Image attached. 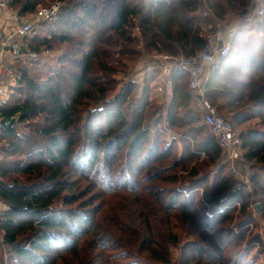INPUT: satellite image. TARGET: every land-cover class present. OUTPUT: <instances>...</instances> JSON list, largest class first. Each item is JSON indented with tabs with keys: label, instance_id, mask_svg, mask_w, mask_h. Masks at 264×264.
<instances>
[{
	"label": "trees",
	"instance_id": "1",
	"mask_svg": "<svg viewBox=\"0 0 264 264\" xmlns=\"http://www.w3.org/2000/svg\"><path fill=\"white\" fill-rule=\"evenodd\" d=\"M57 1V15L40 23L43 37L24 39L18 78L0 107L10 122L0 134L7 207L0 211V264H159L137 226L145 213L178 220L183 236L204 251L201 263L183 246L179 264H239L230 234L238 229L250 238L259 226L250 230L255 205L264 219V22L252 29L251 55L242 31L233 38L224 62L237 78L231 90L207 95L235 130L246 126L240 138L261 178L257 203L194 106L188 73H171V99L163 88L158 104L151 101L156 72L146 75L140 96L138 85L119 79L132 75L143 53L195 56L233 6L244 18L252 0H14L11 8L31 16ZM67 74L79 81L89 75L115 93V109L96 106ZM174 136L182 155L160 166L174 156ZM256 242L264 251L259 234Z\"/></svg>",
	"mask_w": 264,
	"mask_h": 264
},
{
	"label": "rangeland",
	"instance_id": "2",
	"mask_svg": "<svg viewBox=\"0 0 264 264\" xmlns=\"http://www.w3.org/2000/svg\"><path fill=\"white\" fill-rule=\"evenodd\" d=\"M244 15L240 14V10L238 5L233 6L231 8V12L229 14L228 19L225 22L219 23L218 26L227 25L233 19L239 23V20L242 19ZM253 28H242L239 29L243 32V38L240 35V41L243 45V49H246V52L249 50L251 51L252 46L257 41L256 33H252ZM214 36L217 37V34ZM143 51V48L140 49ZM144 52V51H143ZM159 54L152 53L150 55L143 53V56L137 63L135 67V71H133L132 75L128 76L125 81H122L121 78L119 79L120 86H126L128 82H134L136 85L140 87L138 96L141 95L143 91L142 86L145 81L146 75H153V73H157L155 86L152 91V99L151 101L158 104L159 99H162L163 92L160 88L164 87L167 88L165 90L167 100H170V96L172 95V89L165 86V81H162L160 77H158L159 72L156 70V64H158ZM227 66V64H226ZM142 70V71H141ZM69 81L73 83L76 87H78L84 97L90 98L94 104L98 107L104 108L103 110L106 111L107 109H115V105H111V101L114 100L113 94H108L109 91L103 87L101 84L97 82H93L90 76L88 75L82 81L75 79L72 76H69ZM220 78L225 80L224 90L230 91L231 86L230 83L236 81V77L234 74L227 68H224L221 73L219 74ZM157 83V86H156ZM237 83L235 87H237ZM107 104V105H105ZM118 106V105H117ZM193 106V105H192ZM195 109V107L193 106ZM246 126L236 128V131L241 135V133L245 130ZM167 141L171 143L173 135L167 136ZM174 142H176V146L174 145L175 153L174 156L168 160L164 161L160 164L166 165L170 164L171 162L175 161L182 155L183 149V141L181 138L174 136ZM2 145V144H1ZM244 145V141H243ZM0 162H3L2 156L0 154ZM252 169V167H251ZM249 169L248 173V185L251 188V192H247L250 203H257L258 202V191L260 187L261 178L254 170ZM245 174L247 171L244 172ZM234 174V173H233ZM235 176V175H234ZM246 177V179H247ZM238 179V178H237ZM239 180V179H238ZM240 183V180H239ZM5 207V208H4ZM7 207L1 202L0 200V211L6 209ZM254 214V222L250 224V230H252L257 224L259 225L258 228L251 234L249 238L250 232L248 231H240V230H233L228 238V247L229 250L235 252L236 254L233 256L234 261L239 264H264V251H262L261 244L256 242L258 234L264 239V219L261 218L260 212L256 209V205L253 208ZM150 215V214H149ZM236 218L241 219V215L239 213L236 214ZM137 226L141 225V232L143 237L146 238V242L154 249L158 256V263L159 264H179V258L182 254L183 246H185V251L189 257H195L196 259L200 260L198 262H203L202 257L204 251L199 247L196 246L193 241L186 239L181 230L178 228L176 224H178V220L171 219L167 221L160 217L152 216L148 218V215L145 213V216H139L137 218ZM148 239V240H147ZM151 241V242H149ZM201 244H207V242H200ZM185 254V256H186ZM186 256V257H188ZM202 260V261H201Z\"/></svg>",
	"mask_w": 264,
	"mask_h": 264
},
{
	"label": "built area",
	"instance_id": "3",
	"mask_svg": "<svg viewBox=\"0 0 264 264\" xmlns=\"http://www.w3.org/2000/svg\"><path fill=\"white\" fill-rule=\"evenodd\" d=\"M14 0H0V10L11 8ZM61 2L57 1L50 9L39 10L35 15L39 22L52 19L57 15ZM258 22H264V0H252L249 14L244 17L243 28H254ZM36 23H28L19 27L12 34L0 30V50L9 51L17 59L23 56L24 39L35 30ZM232 49V42L219 45L216 36H211L206 48L191 59L174 57L168 54L159 55L156 69L166 77L165 86L172 89L171 73L187 70L190 75V91L194 106L202 112L203 122L216 137L224 150L225 161L230 163L235 177L240 180V188L251 192L248 185L251 164L244 158L243 140L234 126L224 116L219 115L212 102L208 99L209 83L216 75ZM135 71V70H134ZM142 71V70H141ZM18 78L17 67L3 64L0 66V98L8 96L7 83ZM164 87L160 88L163 90ZM171 98V96H170ZM10 126V122L0 117V134ZM247 171L245 174L244 172ZM247 177V179H246Z\"/></svg>",
	"mask_w": 264,
	"mask_h": 264
},
{
	"label": "crops",
	"instance_id": "4",
	"mask_svg": "<svg viewBox=\"0 0 264 264\" xmlns=\"http://www.w3.org/2000/svg\"><path fill=\"white\" fill-rule=\"evenodd\" d=\"M28 23H36L34 32L31 33V35L28 37V39H33L36 36L43 37V34L40 29V23L36 17V15L31 16H22L18 10H15L14 8H10L7 10H0V30H3L6 34H12L15 32L19 27L26 25ZM244 24V18L239 20V23L237 21H234L231 19L229 24L227 25H221L220 30L217 33V41L219 45L226 44L227 42H232L234 36L238 32L239 29L243 28ZM242 31V30H240ZM244 32V31H243ZM243 32L241 34L243 38ZM252 33L254 34L255 31L253 30ZM248 53V51H247ZM253 53V50L251 48V51L249 50V54L251 55ZM17 58L14 57L9 51L7 50H0V66L3 64L9 65V66H16ZM227 68L226 63H224L220 69V71L214 75L212 78V85L209 91H218V90H224V84L225 80L223 78L219 77V74L221 71ZM235 77V76H234ZM15 86V82L13 79L9 80L7 83V91L9 92L10 89H12ZM9 98L8 96H2L0 98V107L5 103ZM5 208V207H4Z\"/></svg>",
	"mask_w": 264,
	"mask_h": 264
},
{
	"label": "water",
	"instance_id": "5",
	"mask_svg": "<svg viewBox=\"0 0 264 264\" xmlns=\"http://www.w3.org/2000/svg\"><path fill=\"white\" fill-rule=\"evenodd\" d=\"M0 200H1V198H0ZM256 209H257L260 213H263L262 205H261V204L256 205Z\"/></svg>",
	"mask_w": 264,
	"mask_h": 264
},
{
	"label": "bare ground",
	"instance_id": "6",
	"mask_svg": "<svg viewBox=\"0 0 264 264\" xmlns=\"http://www.w3.org/2000/svg\"><path fill=\"white\" fill-rule=\"evenodd\" d=\"M176 57H183L185 59H191L192 58V57H186L185 55H179V56H176ZM182 71H184V72L189 74V71H187V70H182Z\"/></svg>",
	"mask_w": 264,
	"mask_h": 264
}]
</instances>
